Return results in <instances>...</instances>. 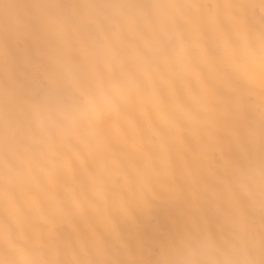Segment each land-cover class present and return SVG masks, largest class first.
Returning a JSON list of instances; mask_svg holds the SVG:
<instances>
[{
  "label": "snow or ice",
  "instance_id": "1",
  "mask_svg": "<svg viewBox=\"0 0 264 264\" xmlns=\"http://www.w3.org/2000/svg\"><path fill=\"white\" fill-rule=\"evenodd\" d=\"M0 264H264V0H0Z\"/></svg>",
  "mask_w": 264,
  "mask_h": 264
}]
</instances>
